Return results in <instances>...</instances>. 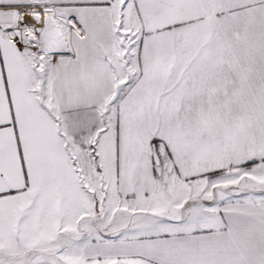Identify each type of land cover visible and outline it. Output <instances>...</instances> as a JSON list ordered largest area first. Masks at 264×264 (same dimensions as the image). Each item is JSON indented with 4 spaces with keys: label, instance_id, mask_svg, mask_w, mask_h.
Returning <instances> with one entry per match:
<instances>
[{
    "label": "snow or ice",
    "instance_id": "1",
    "mask_svg": "<svg viewBox=\"0 0 264 264\" xmlns=\"http://www.w3.org/2000/svg\"><path fill=\"white\" fill-rule=\"evenodd\" d=\"M0 264H264V0H0Z\"/></svg>",
    "mask_w": 264,
    "mask_h": 264
}]
</instances>
